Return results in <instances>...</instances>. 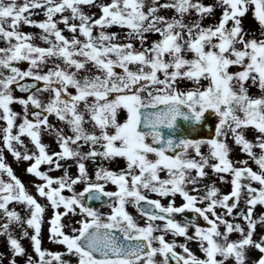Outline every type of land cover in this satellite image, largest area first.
Returning <instances> with one entry per match:
<instances>
[{
    "label": "snow or ice",
    "instance_id": "obj_1",
    "mask_svg": "<svg viewBox=\"0 0 264 264\" xmlns=\"http://www.w3.org/2000/svg\"><path fill=\"white\" fill-rule=\"evenodd\" d=\"M0 121V264H264V0H0ZM46 207L63 251L42 247Z\"/></svg>",
    "mask_w": 264,
    "mask_h": 264
},
{
    "label": "rangeland",
    "instance_id": "obj_2",
    "mask_svg": "<svg viewBox=\"0 0 264 264\" xmlns=\"http://www.w3.org/2000/svg\"><path fill=\"white\" fill-rule=\"evenodd\" d=\"M205 3H212L213 0H204ZM87 10V9H86ZM92 11H97L95 8L92 9ZM219 14V10L217 9V15ZM33 18L35 19H42L43 16L42 15H36L34 16ZM213 17H206L204 19V23L207 24V23H211L213 21ZM243 24H244V27L245 29H247L248 31L250 32H254V33H259L260 32V26L258 24V22L253 18L252 14H251V11H249L248 13L245 14V17L243 19ZM22 29L24 31H32V32H36L38 33L40 30L37 28V27H28V26H24L22 25L21 26ZM61 27H63V25H61ZM111 31H121L123 32L124 30L123 29H118V28H111L110 29ZM65 34L67 35L68 33L65 32ZM152 38V37H150ZM37 43H42L41 41L37 40L36 41ZM18 66L22 67V68H26L25 66V62H21ZM236 67V70H238V66H235ZM119 71V70H118ZM190 83L189 81H182L181 82V86L182 87H187V86H190ZM202 83H206V81H202ZM259 89H254L253 87L250 89V92L253 93V94H259ZM13 107V110H16V104H13L12 105ZM123 111H121V116H123ZM3 124V121H0V125ZM26 143H28V140H27V137H22ZM44 141L46 143H49L52 145L53 149L55 148V140H54V137L52 136H49V135H45L43 137ZM251 139V138H249ZM229 144L231 145L232 143L228 140ZM0 147H2V144H0ZM202 151H206V147H202ZM4 154H5V158H6V162H8L9 164H11V166L13 167L14 171L16 172V174L18 176H20V178L22 180H24L25 182L29 181V180H32L34 179V177H31L29 175H27L25 172H24V167H25V164L24 162H18L16 160H14V158L11 156L10 153L7 152V150L5 149L4 150ZM232 156L233 158H243V154H241L239 152V149L238 147H234L233 149V152H232ZM69 163H71V161H69ZM108 164L109 167H112V168H117V167H122L123 164H124V161L122 159H119L117 158L115 161L113 162H106ZM251 163V162H250ZM254 166V165H253ZM76 169L75 167H71L69 169V172L70 173H75ZM89 171H91V166L89 167ZM210 171V170H209ZM53 175H59L60 174V171H54L52 173ZM161 175H163V173H161ZM212 179H216V177H211ZM217 186L221 189V191H228L230 190V183L228 182H219L217 180ZM82 187V185H77L76 188L77 190H79V188ZM106 188L107 189H113L114 186L111 185V184H108L106 185ZM147 195H149L151 198H154V199H160L161 200V203L162 204H167V201L170 197H159L157 196L155 193H146ZM40 199V198H38ZM41 203L43 204H46V201L44 200H40ZM182 198L179 197V195H177L175 197V203L178 205L180 203H182ZM16 207V209L21 213L22 216H26V212H25V209L23 208L22 205H14ZM95 207H97L101 212H107L109 211V209L107 207H103L101 205H96ZM126 209L127 211H129L135 218H137L139 220V222L143 223V218L141 216H139L137 210L135 207H133V205L131 204H127L126 205ZM51 208L50 207H46L45 208V212L43 213V217H42V223H41V233H40V238H41V241H42V247L44 248H47L49 249L50 251H63V245L59 244V243H56V242H53V241H49L48 240V235H49V232H48V218L49 216L51 215ZM217 211L218 212H221L223 211L222 209L220 208H217ZM235 211V210H234ZM264 212V205H259L257 204L253 210V218H255L256 216H258L260 213ZM176 218L178 220H180V218H178V214H176ZM226 218H229L231 219L230 217H226ZM67 219L68 218H62V220H64L65 223H67ZM242 222V221H241ZM157 224L159 223H162L161 221H156ZM14 228V231L19 234V227H16V226H13ZM29 231V233H31L32 229L31 228H28L27 229ZM189 232L191 233L192 232V228L189 227ZM260 232V225H257V234H259ZM236 235L238 234H232L230 238H235ZM167 238H171L170 234ZM177 239L179 240H182L183 238L182 237H176ZM254 238H257L256 236H254ZM5 237L3 235H0V252H3L6 254V256L10 255L9 253V250L6 248V247H3L2 246V242L4 241ZM21 242L22 244L28 248L29 251H31V249L29 248V240L28 238L24 237V238H21ZM189 245L190 247L193 249V251H195L198 255L200 254L199 251H198V248H197V243L196 241H189ZM177 251H179V249H177ZM253 256H257L258 255V252H253L252 253ZM25 256L21 255L19 256V261L17 262V264H23V261L25 260ZM219 258V257H218ZM64 259H74L72 257H69L67 255L64 256ZM157 260L160 259L159 256L156 257ZM3 264H7V259L4 260Z\"/></svg>",
    "mask_w": 264,
    "mask_h": 264
},
{
    "label": "water",
    "instance_id": "obj_3",
    "mask_svg": "<svg viewBox=\"0 0 264 264\" xmlns=\"http://www.w3.org/2000/svg\"><path fill=\"white\" fill-rule=\"evenodd\" d=\"M211 117H209V120L211 121ZM211 131V128L205 127V128H198V129H193L192 134L194 135H206Z\"/></svg>",
    "mask_w": 264,
    "mask_h": 264
}]
</instances>
